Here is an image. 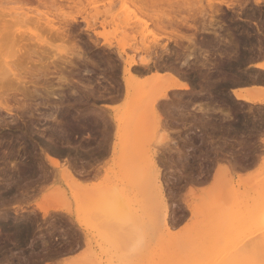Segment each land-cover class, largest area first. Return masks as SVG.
Here are the masks:
<instances>
[{"label":"rangeland","instance_id":"rangeland-1","mask_svg":"<svg viewBox=\"0 0 264 264\" xmlns=\"http://www.w3.org/2000/svg\"><path fill=\"white\" fill-rule=\"evenodd\" d=\"M213 1L219 11L205 8L203 16L200 5L207 6L209 0H0V19H8L0 22V264H58L64 259L74 264H161L164 201L174 242L225 231L232 233L230 241L246 238L252 248L249 231L264 228L259 212L264 208V105L240 101L229 87L237 79L264 77L249 68L264 52V0ZM192 13L196 20L188 23L195 28L181 26L179 19ZM240 17L251 26L237 28L245 34L246 47L240 48L234 38L232 47H226L221 39L228 28L224 23L232 19L237 25ZM84 19L95 24L98 35L86 29ZM51 27L65 30L66 40L50 37ZM14 30L21 37L15 41L10 37ZM179 32L191 35L194 43L179 39ZM45 37L46 43L41 40ZM165 44L168 53L162 49ZM143 60L154 66H144ZM126 61L135 63L129 91L123 80ZM71 62L75 66L70 74L63 67L70 68ZM170 62L192 90L172 95L169 90L160 106L150 108L149 99L167 84L165 77L152 75L156 70L166 73ZM28 67L36 79L42 76L35 79L42 94L25 97L18 92L21 81L35 78L25 73ZM61 75L72 78L71 84L60 81ZM149 75L150 80L145 78ZM43 87L54 88L55 94ZM6 90L19 98L9 101V110L4 109ZM138 97L149 98V105L138 103ZM106 104L119 112L136 107L132 115L142 125L113 134L115 109ZM202 106L213 110L202 111ZM103 116L111 127L106 144ZM114 142L119 143L116 150ZM45 149L56 150L62 162L76 164L85 175L80 179L97 185L98 194L115 192L123 201L108 202L103 211L99 206L79 209L85 199L76 200L73 189H78L64 180L62 166L49 163ZM147 176L153 177L151 182ZM226 185L232 186L227 187L230 191ZM104 211L112 217L106 219ZM250 251L244 253L247 264H255L258 256ZM216 252L206 253L212 258L204 254V264H216Z\"/></svg>","mask_w":264,"mask_h":264},{"label":"bare ground","instance_id":"bare-ground-1","mask_svg":"<svg viewBox=\"0 0 264 264\" xmlns=\"http://www.w3.org/2000/svg\"><path fill=\"white\" fill-rule=\"evenodd\" d=\"M23 1H25V2H33V1H35V0H23ZM39 4H46V3H48V1H55V0H36ZM239 1H241V0H239ZM247 0H245V2H246ZM249 1V0H248ZM247 1V2H248ZM262 0H255V3L256 4H259L260 2H261ZM217 3H222V2H217ZM249 3V2H248ZM240 5H241V2H240ZM245 5V4H244ZM237 6V5H236ZM205 8H209V9H211L212 11H215V12H218L219 11V6H218V4H216L213 0H209V2H208V5L207 6H204L202 3H201V5H200V13L202 14L203 12H204V14H205ZM252 10V9H251ZM1 11H2V9H1ZM192 11V10H191ZM214 12V13H215ZM213 13V12H212ZM204 14H202L203 16H204ZM2 15V13L0 14V16ZM189 15V14H188ZM182 16L180 19H179V21H177V22H179V24L181 25V26H189L190 28L191 27H194L195 28V25H193V23H191V24H189L188 23V19H190V18H194L195 20H196V15L195 14H193L192 13V15L190 14L189 16ZM213 15V14H212ZM3 16H4V14H3ZM2 16V17H3ZM7 17V16H6ZM5 17V18H6ZM9 17V16H8ZM15 17V16H14ZM13 17V18H14ZM17 17V16H16ZM15 17V18H16ZM14 18V20L16 21H14V20H10L9 19V21L10 22H15L16 24L18 23L17 22V19H15ZM4 19V18H3ZM3 19H0V22L3 20ZM21 19H23V18H20V21H19V24L22 22V20ZM178 19V18H177ZM76 20V18H72V21H75ZM85 21H86V23H87V27H86V29L88 30V31H92L93 33H95V34H99L97 31H95L96 29H95V27H94V25L95 24H92V22L91 21H89L88 19H84ZM4 21V23H7V22H5V21H8V19L6 18V19H4L3 20ZM25 21V20H24ZM173 22V21H172ZM2 23V22H1ZM13 23H10L9 24V26L8 27H10V25H12ZM23 23V22H22ZM22 23H21V25L20 26H22ZM25 23V22H24ZM24 23H23V25H24ZM176 23V22H175ZM51 24V23H50ZM49 23H48V25H50ZM173 24V23H172ZM177 24V23H176ZM178 24V25H179ZM185 24V25H184ZM174 25V24H173ZM177 25V26H178ZM179 25V26H180ZM50 26H52V25H50ZM54 26V25H53ZM176 26V25H175ZM65 27V26H64ZM188 27V28H189ZM7 28V27H6ZM4 29V28H3ZM52 29H54V28H52L51 27V29H49L48 28V31H47V33L49 34V36L50 37H58V38H60V39H65L66 40V34H64L65 32V30H62V31H58V29H56V31H52ZM60 29V28H59ZM63 29H65V28H63ZM196 29H198V28H196ZM16 30H14V31H12V33H11V35L12 36H10L11 37V39H14V41H15V39H17V38H21V37H17V34H15L14 32H15ZM175 31H177L176 30V28H175ZM20 32V31H19ZM2 34H4L3 32H1ZM18 33V32H17ZM23 33V32H22ZM177 33V32H176ZM182 33V32H181ZM185 33V32H184ZM90 34V33H89ZM178 34V33H177ZM1 35V34H0ZM22 36V34L20 33L19 34V36ZM179 35H181V36H177V37H180L179 39H185V40H189V42L190 43H192L193 42V40H194V38H192V36L190 35V36H188L187 34L185 35V34H180V32H179ZM229 35V34H228ZM38 36H40V35H38ZM43 36V35H42ZM41 36V37H42ZM215 36H217V35H215ZM17 37V38H16ZM70 37V36H69ZM227 37V36H226ZM231 37V36H230ZM48 38L49 37H45L44 39H41L43 42H48ZM222 38V37H221ZM67 39H69L68 37H67ZM177 39V38H176ZM228 39H230L229 37H228ZM228 39H226V40H228ZM239 39V38H238ZM242 39V38H241ZM21 40V39H20ZM13 41V40H12ZM18 41L19 40H16V42L18 43ZM156 41V40H155ZM182 41V40H181ZM195 41V40H194ZM180 42V41H179ZM179 42H178V44H179ZM188 42V43H189ZM229 42V41H228ZM20 43V42H19ZM18 43V44H19ZM177 43V42H176ZM175 43V44H176ZM194 43V42H193ZM230 43V42H229ZM14 44H16V43H14ZM177 44V45H178ZM197 44H198V42H197ZM226 44V43H225ZM224 44V45H225ZM189 45V44H188ZM217 45V44H216ZM160 47V46H159ZM196 47H198L197 45H196ZM202 47V46H201ZM187 48V47H186ZM200 48V47H199ZM162 49H163V51L164 52H169V49H168V45H163L162 46ZM21 50H22V48H21ZM124 50V46H122L121 45V47H120V51H123ZM159 51V50H158ZM181 51H182V49H181ZM194 51V50H193ZM124 52V51H123ZM183 52V51H182ZM193 53V52H192ZM199 53V52H198ZM249 53V52H248ZM172 54V53H171ZM175 54H177V53H175ZM179 54H180V52H179ZM245 54V53H244ZM247 54V53H246ZM245 54V55H246ZM191 55V54H190ZM177 56H178V54H177ZM176 56V57H177ZM181 56V55H180ZM253 56V55H252ZM172 57V56H171ZM179 57V56H178ZM196 57V56H195ZM243 57V56H242ZM249 57V56H248ZM259 57V56H258ZM186 58V57H185ZM176 59V58H175ZM179 59V58H178ZM181 59V58H180ZM179 59V60H180ZM152 60V59H151ZM177 60V59H176ZM227 60V59H226ZM131 61V60H130ZM130 61H126V65H125V69H124V72H123V80H124V84H125V87H126V89H127V91H129V89L128 88H130L132 85H133V80H134V76L133 75H131V68H133V67H131L132 65H134L133 64V62H130ZM145 60H143V63H144V66H154V63L153 64H150V60H148V61H145ZM154 61V60H153ZM184 61V60H183ZM175 62V61H174ZM182 61H180V63H181ZM171 63V65H172V62H170ZM183 63H185V62H182V65H183ZM15 64V63H14ZM70 68L69 67H63L64 69H66V70H68V71H71L70 72V74L73 72V67L75 66L74 65V63L72 64V62L70 63ZM74 65V66H73ZM127 65H129V66H127ZM143 65V64H142ZM166 65V64H165ZM170 64H169V66H171ZM205 65V64H204ZM255 65V64H254ZM143 66V67H144ZM168 66V64L166 65V68L168 69V70H166V68H165V72L166 73H160V72H158V73H156V71H154L155 72V74H153L152 76L154 77V76H156L155 78H162V77H165L166 78V80H167V84H166V87L164 88V90L162 89L161 91L162 92H160V95L158 96V97H155V99L154 98H151V100L149 99V98H146L147 100L149 99V102H152V106H150V108H155V106L156 105H158L159 104V101L160 100H163V99H167V92L170 90V92L172 91L171 89H176V88H182V89H185V90H189V92L191 91V89H192V86H190V84L187 82V81H185V80H182V79H180L175 73H176V69H178L177 67H175V69L173 68V65L171 66V67H167ZM256 67H259V68H264V62L263 63H258V64H256L255 65ZM156 67V66H155ZM50 68V67H49ZM57 68V67H56ZM59 68V67H58ZM62 68V69H63ZM150 68V67H149ZM153 68V67H152ZM158 68V67H157ZM179 68H181V67H179ZM28 69V71H26V70H24L25 71V73L27 74V73H30V74H34L33 76L32 75H30V77L32 76L34 79H32V78H30V79H32L31 81H30V79L28 80V81H25V79L24 78H27V76H26V74L23 76L24 78V80L23 81H21V83H20V85H22L21 86V88H18V92H20V93H22L25 97L26 96H29L30 94H33L34 92H36L38 95H39V93H41L40 92V85H39V83H38V81L41 79L40 77H42V76H37V79H36V73H34L33 71H31L30 70V68L28 67L27 68ZM46 69V68H45ZM61 69V70H62ZM63 69V70H64ZM143 69V68H142ZM229 69V68H228ZM60 69L58 70V71H61ZM138 70V69H137ZM141 70V69H140ZM146 70V69H145ZM163 70V69H162ZM178 71H179V69H178ZM182 71V70H181ZM134 72V71H133ZM153 72V71H152ZM231 73V72H230ZM42 74V73H41ZM45 74H46V72H45ZM44 74V76L45 77H47L46 75ZM67 74V73H66ZM69 74V75H70ZM210 74V73H209ZM225 74V73H224ZM227 74V73H226ZM43 75V74H42ZM48 75V74H47ZM63 75V74H62ZM60 76L59 77V79H60V81H62V82H64V83H66V85L68 84V85H70L71 84V82H72V78H70V77H68V75L67 76ZM150 76V75H149ZM153 77H145V78H149V80H150V78H153ZM40 78V79H39ZM145 78H143V80H142V82H146V80L147 79H145ZM35 79L36 80H38V81H35ZM148 81V80H147ZM24 82V83H23ZM26 82V83H25ZM28 82V83H27ZM235 82V81H234ZM64 83H63V85H64ZM198 84V83H197ZM2 85H4V84H2ZM30 85L31 86H33V88L31 89V87H30ZM60 87H62V85L60 86ZM202 87V86H201ZM62 88H64V87H62ZM203 88V87H202ZM2 89V88H1ZM43 89H46V91H47V93L48 94H55V91H54V88H46V87H43ZM256 89H259V90H262L263 92H264V88L263 87H256ZM120 91V90H119ZM131 91V90H130ZM203 91V90H202ZM174 92V91H173ZM180 92V91H179ZM188 92V93H189ZM194 92V91H193ZM232 92H233V94L235 95V97L237 98V99H243V100H246V101H249V102H253V103H263L264 104V94H257V95H248V94H244V93H242V91L240 90V89H237V88H233L232 89ZM2 93V92H1ZM185 93H187V92H185ZM196 93V92H195ZM42 94V93H41ZM40 94V95H41ZM168 94H169V92H168ZM176 94V93H175ZM175 94H173V95H175ZM3 95V94H2ZM171 95H172V93H171ZM1 96V95H0ZM118 95H116V96H114V97H117ZM127 96H128V94H127ZM183 96V95H182ZM113 97V96H112ZM60 98V97H59ZM62 98V97H61ZM137 98V97H136ZM141 98V97H140ZM139 97H138V99H136V101L138 100L139 102L138 103H143V100L145 99V98H141L140 99ZM19 98L17 97V93H15V92H13L12 90H6V91H4V109L5 110H9L10 108H9V104H10V106H11V103L9 102V101H12V100H15V102L18 100ZM63 99V98H62ZM140 99V100H139ZM152 99H154V100H152ZM147 100H144V102H146L147 103V106L149 105L148 104V101ZM1 101V100H0ZM165 101V100H164ZM161 102V101H160ZM166 102V101H165ZM1 103H2V101H1ZM0 103V104H1ZM146 103H145V105H146ZM15 106V105H14ZM106 107H109V108H113L111 105H109V104H106L105 105ZM136 106V105H135ZM158 106H160V105H158ZM201 108V110L202 111H207L208 109L210 110L211 108H209L208 106L206 107H200ZM113 109H115V112L112 114V117H113V124L115 125V133L113 132V134H115V135H117L118 136V134H120L122 131H126V129H127V131L129 130V128L132 126V124L134 125V126H138V127H140V125H142L141 123H139V120L141 119V118H139V117H137V116H135V117H137V118H133L134 116L132 115L133 113H135L134 111H136V107H133V108H131V109H135V110H130V109H128V110H126L125 112H119V111H117L116 109L117 108H113ZM108 110V109H107ZM130 110V113L128 112ZM153 110V109H152ZM212 110H213V108H212ZM106 111V110H105ZM111 111V110H110ZM106 113V112H105ZM127 113L129 114V115H131V118L130 117H127L126 115H127ZM102 115H104V113L102 114ZM101 115V116H102ZM108 115V114H107ZM227 115V114H226ZM230 115V114H229ZM228 116V115H227ZM104 117V121H103V123L105 124V127L103 128L104 129V137H102L103 138V140H104V142H105V144L108 142V140H107V138L109 139V133L111 132L110 131V129H109V127H110V124H109V127H108V123L109 122H107V120H105V118H106V116H103ZM128 118V119H127ZM101 121V120H100ZM138 121V122H137ZM141 122H143L142 120H140ZM134 122H136V123H138L137 125L136 124H134ZM104 124H102V125H104ZM140 124V125H139ZM114 125H112V126H114ZM73 126V125H72ZM111 128V127H110ZM133 128V127H132ZM101 129V128H100ZM138 129V128H137ZM62 130H64V129H62ZM134 130H136V128L134 127ZM76 131V130H75ZM124 131V132H125ZM133 131V130H132ZM130 133V132H129ZM116 137V136H115ZM101 138V139H102ZM111 138V137H110ZM112 140V139H111ZM115 140V139H114ZM103 143V142H102ZM101 142H100V144H102ZM103 145V144H102ZM109 144H107V146H108ZM104 146V145H103ZM54 147V146H53ZM119 147V143H116V142H114V144H113V150H116L117 148ZM105 148V147H104ZM108 148V147H107ZM51 149H52V147H51ZM56 149H58V148H56ZM106 149V148H105ZM107 150V149H106ZM105 150V151H106ZM108 151V150H107ZM115 152V151H114ZM43 153H44V155L46 156V159L49 161V163L52 165V166H55V167H61L62 166V171H61V173H62V175H63V178H64V180H66L67 182H68V184H69V187L71 186V187H75V188H77L78 190H76V189H73V191H74V196L76 197V200H78L79 202L82 200V199H85L84 201H85V203L83 202V200H82V203H84V204H80L79 205V209L80 208H82L83 206L82 205H86L85 207H83V211H85V210H89V208H87L88 206L92 209V208H94V210H95V208H97L98 206L100 207L99 209H104L105 208V206H106V208H108L109 206H107V204L109 205V203L110 204H112V203H114L115 202V204H118V202H119V200L122 202L123 200L121 199V198H119V195H114V193L115 192H113V194H112V192H110L111 194H106V196H104L103 197V195H101V194H98V191H97V185H92L91 186V183H90V186H89V184H87V183H84L82 180V176H85L84 175V173H82L81 172V170L79 171V170H76V166L74 165V164H72V162H68L66 159V161H64V162H62L60 159H59V157H58V153H57V151L56 150H53V151H50L49 149H45L44 151H43ZM114 154V153H113ZM95 156V155H94ZM78 157V156H77ZM99 157V156H98ZM79 159V158H78ZM77 160V159H76ZM81 160V159H80ZM72 161V160H71ZM79 162V161H78ZM227 163V162H226ZM225 163V164H226ZM229 163V162H228ZM229 164H231V162L229 163ZM228 164V165H229ZM234 164V163H233ZM224 166V165H223ZM230 166V168H232L231 167V165H229ZM230 168H227V165H226V168L225 169H227V172H230V173H233V170H231ZM234 168V167H233ZM236 168V167H235ZM238 168V167H237ZM227 172H225V174L227 173ZM86 173H87V171H86ZM223 173V172H222ZM236 173V172H235ZM240 173V172H239ZM238 173V175H239V177L240 178H243L244 177V175H242V174H239ZM61 175V176H62ZM151 177V176H150ZM150 177H148L147 176V178H148V180H150V182H151V180H152V178H150ZM155 177V176H154ZM82 180H81V179ZM147 178L146 179H144L145 181V184H147L146 182V180H147ZM232 178H233V176H232ZM155 179H158V178H155ZM229 181V180H228ZM142 182V181H141ZM141 182L139 183V185L141 184ZM153 182V181H152ZM227 182V181H226ZM228 183V182H227ZM226 183V184H227ZM138 184V183H137ZM148 184H149V186L151 187L152 186V183H151V185H150V183H149V181H148ZM148 184H147V186H148ZM158 184H159V182H158ZM228 184H230V183H228ZM148 186V187H149ZM231 185H226V189H228L229 191H230V189L229 188H227V187H230ZM142 187V186H141ZM143 187H145L146 188V185L145 186H143ZM148 187H147V189H148ZM154 187V186H153ZM232 187V186H231ZM139 188V187H138ZM158 189L160 188V187H157ZM233 189V188H232ZM161 190V189H160ZM97 193V194H96ZM117 194V193H116ZM194 194V193H193ZM128 195V194H127ZM82 196V197H81ZM148 196V195H147ZM238 197V196H237ZM119 198V199H118ZM129 201V200H128ZM106 202V203H105ZM109 202V203H108ZM112 202V203H111ZM117 202V203H116ZM87 203H88V205H87ZM105 203V204H104ZM104 204V205H103ZM168 203H166L165 201H164V207H163V216H162V218H163V223H164V229L166 230V232H163V235H162V237H161V239H160V245H159V247H160V249H161V251H162V262H161V264H199L198 262H201L200 264H204V260H203V258L204 257H202V256H204V254H205V256L206 257H209V258H212V256H210V255H214L215 256V252L217 253V256L215 257V258H217V262H216V264H247L248 262V259H246V256H244V253H245V250H246V252H249V251H247L248 249H250L251 247H249V246H247L246 245V238H243V239H236V241L234 240L235 239V237H234V241L235 242H233V241H230L231 240V238H232V233L230 234L231 235V237H229L228 236V234L229 233H226L225 234V231H223V233L222 232H219V233H217V236L215 237V235L213 236L212 234H210V231H209V235H208V233H205V235H201V237H197L195 234V236L192 234V236H190V237H188V239H186L185 241H182L181 240V242H180V240H175V242H174V240L173 239H175V238H173L172 239V235H170V234H172L171 233V229H170V227H169V225H168V223H167V216H168V205H167ZM223 205V204H222ZM116 206H118V205H116ZM189 206H191V204H189ZM128 207H129V205H128ZM105 208V209H106ZM189 208V207H188ZM101 209V210H102ZM190 210H193L192 208L190 209ZM103 211V210H102ZM87 212V211H86ZM106 212V214H105V217H106V219H108V218H111L112 217V213H110V215L109 214H107V213H109L108 211H104V213ZM259 212L261 213V215H260V224H264V208H263V210H259ZM93 213H96V211L94 212L93 211ZM99 213V211H97V213L95 214V215H97ZM226 213V212H225ZM99 214H101V213H99ZM255 214V213H254ZM257 213H256V215H258ZM107 215V216H106ZM227 215L229 216V214L227 213ZM98 216V215H97ZM108 217V218H107ZM231 219H232V216H229ZM228 217V218H229ZM154 218V217H153ZM230 218H229V221L230 222H232L231 220H230ZM225 219H227V216H226V218ZM228 220V219H227ZM226 220V221H227ZM233 220V219H232ZM79 222H80V220H79ZM80 226L81 227H84L83 226V224H80ZM259 228L261 227V226H258ZM258 227H256L257 228V231H256V229H254V231L252 232V231H249L250 233H253V234H249L250 235V237H248V240H250L251 241V244L250 245H252V250L250 251V252H254V253H256V257L258 258H254L255 260H256V263L255 264H264V262H262V261H264V230L263 231H260V230H262V229H264L263 227H261V229H259ZM184 228V227H183ZM186 228V227H185ZM85 229H86V227H85ZM182 229V228H181ZM259 229V230H258ZM180 230V229H179ZM183 230V229H182ZM230 230V229H229ZM258 231H260V232H258ZM198 232V231H197ZM211 232H214V231H211ZM178 233H181V232H178ZM178 233H176V234H178ZM199 234V233H198ZM215 234V233H214ZM220 234V235H219ZM221 234H222V237H221ZM234 234V233H233ZM182 235V234H181ZM191 235V234H190ZM218 235H219V237H218ZM248 235V236H249ZM218 237V238H217ZM237 237H239V236H237L236 235V238ZM241 238V237H240ZM250 238V239H249ZM179 239V238H178ZM246 239V240H245ZM252 239V240H251ZM178 241V242H177ZM159 242V241H158ZM185 242V243H184ZM233 242V243H232ZM175 243H177V244H175ZM231 245H230V244ZM228 244V245H227ZM226 245L227 246H229L227 249L228 250H230V251H228L227 253L226 252H223V250H224V248L226 249ZM221 247V248H220ZM253 247H254V249H253ZM198 248V249H197ZM223 248V249H222ZM222 250V252L223 253H220L219 255H218V253L219 252H221V250ZM227 249L225 250V251H227ZM193 250V251H192ZM214 250V252H212ZM191 251V252H190ZM196 251H197V253H196ZM200 251V252H199ZM219 251V252H218ZM208 252V253H207ZM201 253H203V254H201ZM210 254V255H207V254ZM212 253V254H211ZM197 255V257H196V255ZM201 257H200V256ZM254 256H255V254H254ZM198 257H200V258H198ZM260 257H261V259H260ZM198 258V259H197ZM197 259V260H196ZM201 261H200V260ZM250 259V258H249ZM253 259V260H254ZM261 261H260V260ZM263 259V260H262ZM216 260V259H215ZM160 261H161V259H160ZM159 261V262H160ZM260 261V262H259ZM212 262H215V261H212ZM211 262V263H212ZM249 262H251V261H249ZM207 263V262H206ZM57 264V263H56ZM58 264H74L71 260L69 261V260H67V259H64V260H61V261H58ZM160 264V263H159ZM215 264V263H214ZM251 264V263H250Z\"/></svg>","mask_w":264,"mask_h":264},{"label":"crops","instance_id":"crops-1","mask_svg":"<svg viewBox=\"0 0 264 264\" xmlns=\"http://www.w3.org/2000/svg\"><path fill=\"white\" fill-rule=\"evenodd\" d=\"M258 56L255 58L254 62L250 63L249 68L254 70V71H256V72H258V73H260V74H264V68H259V67L255 66L258 63H263L264 62V52H263L262 55H258ZM182 80H185V79H182ZM234 81H232V84L229 87V93L231 95H234L233 92H231V90L233 88L240 89L242 91V93L248 94V95L264 94V92L262 90L256 89V87H263L264 88V77H262V76L253 75V76H251L249 78H246V79L245 78L244 79H237V80H234ZM171 90H172L171 92L169 91L170 93L178 92V93H183L184 94L185 92H187V93L189 92V90H185V89H182V88H176V89L174 88V89H171ZM239 100L243 101L245 103H248L250 105H253V106H262V105H264L263 103H253V102H249V101H246V100H243V99H239ZM110 104L114 105L115 103L111 102Z\"/></svg>","mask_w":264,"mask_h":264},{"label":"flooded vegetation","instance_id":"flooded-vegetation-1","mask_svg":"<svg viewBox=\"0 0 264 264\" xmlns=\"http://www.w3.org/2000/svg\"><path fill=\"white\" fill-rule=\"evenodd\" d=\"M235 20H232V19H227V22H225L224 24L228 27L227 28V31L225 32L224 37H222L221 39H224V44L226 47H232L233 45V42L231 41V38H234V39H238L240 43H238L237 45L240 47V48H245V41H244V38H245V34L243 33V30H238L237 28L238 27H242V26H249L251 27L250 25H248L246 22H249V19H246V18H242L240 17V21L241 22H236L237 25H233L232 23L234 22ZM255 23V21H253ZM233 30H232V29ZM229 34V35H228ZM227 36V37H226ZM231 36V37H230ZM228 37L230 39H228ZM242 38V39H241ZM228 39V40H226ZM230 43H229V42Z\"/></svg>","mask_w":264,"mask_h":264},{"label":"snow or ice","instance_id":"snow-or-ice-1","mask_svg":"<svg viewBox=\"0 0 264 264\" xmlns=\"http://www.w3.org/2000/svg\"><path fill=\"white\" fill-rule=\"evenodd\" d=\"M262 6H264V4H262Z\"/></svg>","mask_w":264,"mask_h":264}]
</instances>
